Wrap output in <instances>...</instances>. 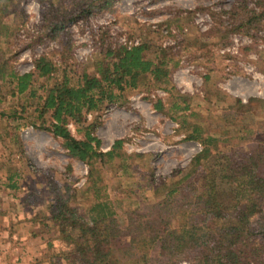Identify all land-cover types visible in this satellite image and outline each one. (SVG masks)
I'll use <instances>...</instances> for the list:
<instances>
[{
  "label": "trees",
  "instance_id": "16d2710c",
  "mask_svg": "<svg viewBox=\"0 0 264 264\" xmlns=\"http://www.w3.org/2000/svg\"><path fill=\"white\" fill-rule=\"evenodd\" d=\"M11 1L0 0V14ZM115 1L68 0L66 8L53 3L46 8L41 28L51 39H61L58 62L43 55L32 71L19 74L7 61H0V84L9 86L10 96L17 99L14 108L0 112L3 128L14 133L21 125H31L47 131L61 141L71 158L88 168L84 210L61 197L49 207L53 222L59 224L60 240L67 246L64 259L67 264H264V143L254 138V130L245 129L240 135L224 127L212 134L197 122L196 112L171 80L180 65V41L176 46L148 39L117 43L107 27L93 28L90 19L113 13ZM257 8H264V0H231L227 9L207 11L215 32L230 33L263 23L264 10L257 12ZM79 20L92 30L99 47L81 70L73 63L67 30ZM182 22L177 13L165 21L164 30L177 39L171 28L186 35ZM2 27L0 15V35L6 34ZM155 90L167 94L168 106L161 98L150 97ZM128 91L146 93L155 111L175 121L187 141L201 146L186 170L174 171L158 183L150 168L141 172L136 163L147 162L152 154H127L122 140L108 151L101 150L94 134L97 118ZM251 102L264 107V100ZM248 106L235 100L229 122L248 115ZM30 112L35 117H29ZM87 115L93 120L87 122ZM69 124L80 138L71 134ZM13 139L19 143L15 135ZM222 145L230 148L222 150ZM103 170L128 179L139 177L128 185L133 201L124 211L130 196L112 199L101 177ZM8 182L9 188H16L11 176Z\"/></svg>",
  "mask_w": 264,
  "mask_h": 264
},
{
  "label": "rangeland",
  "instance_id": "374dc122",
  "mask_svg": "<svg viewBox=\"0 0 264 264\" xmlns=\"http://www.w3.org/2000/svg\"><path fill=\"white\" fill-rule=\"evenodd\" d=\"M52 3L62 9L68 6V0H13L0 14L2 32H6L0 35V61H7L19 74L32 71L40 56L60 60L61 39H51L41 28L43 13ZM230 3L231 0H116L113 13L96 15L90 25L107 27L117 43L138 44L148 39L176 46L180 41V65L171 80L177 93L185 96L190 109L196 112L197 122L212 134L224 127L234 128L240 135L245 129L254 130V138L264 143V107L250 103L252 99L264 100V16L263 23L249 30L215 32L207 9H227ZM261 10L264 8L256 9ZM177 13L183 17L186 35L172 27L175 39L166 33L164 23ZM67 30L73 45V63L81 70L97 54L96 38L83 20ZM146 96L128 91L120 102L104 108L94 134L103 152L116 140H122V150L127 154H152L147 162L136 163L141 172L150 168V174L161 183L172 172L186 170L201 146L187 141L178 124L155 111ZM150 97L161 98L167 106L171 102L161 90H155ZM235 100L249 103V114L233 123L227 116ZM178 102L184 105L182 100ZM16 103L9 86L0 84V112L14 108ZM28 116L35 114L30 112ZM91 120L93 116L87 115V122ZM3 126L0 123V264H67V246L60 240V227L53 222L49 207L61 197L84 210L86 198L82 191L88 168L71 158L61 141L47 131L21 125L13 133ZM67 127L80 138L73 124ZM13 135L19 143H15ZM229 146L222 145L221 149L228 150ZM10 176L16 183L14 189L7 185ZM101 177L112 199L130 196L122 210L128 208V202L133 201L128 185L139 177H118L107 170ZM120 212L119 221L124 225Z\"/></svg>",
  "mask_w": 264,
  "mask_h": 264
}]
</instances>
